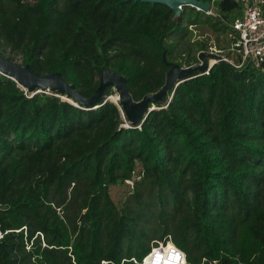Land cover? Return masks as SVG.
<instances>
[{"label":"trees","instance_id":"obj_1","mask_svg":"<svg viewBox=\"0 0 264 264\" xmlns=\"http://www.w3.org/2000/svg\"><path fill=\"white\" fill-rule=\"evenodd\" d=\"M203 1L214 15L0 0V53L33 74L60 73L86 98L115 71L140 101L163 88L168 63L191 67L209 51L191 27L230 35L243 15L241 2ZM56 94L0 74V264H136L167 241L187 264H264V63L194 72L139 127H124L113 102L80 108ZM137 174L117 204L111 187Z\"/></svg>","mask_w":264,"mask_h":264},{"label":"water","instance_id":"obj_2","mask_svg":"<svg viewBox=\"0 0 264 264\" xmlns=\"http://www.w3.org/2000/svg\"><path fill=\"white\" fill-rule=\"evenodd\" d=\"M134 2L148 3L152 6L156 4L164 5L171 9L175 16L179 17L182 14L179 6L198 8L200 11L207 12L211 9V3H205L203 0H128ZM213 55L206 52L199 54L198 63L188 68H184L175 63H168L170 66L166 74V81L163 88L155 93L146 95L142 100L135 101L127 86V79L121 74L105 69L100 77V85L95 95L92 98H86L73 85L69 84L60 73H51L43 76L33 74L28 65H22L16 61L3 56L0 53V74L15 81L19 87L26 90L31 95L39 93H60L62 99L80 108H97L102 101H110L117 104L120 108L124 119H127L126 128L139 127L146 119L147 114L154 110L155 107H150L158 101L165 100V94L176 88L180 83L184 82L194 72L203 73L208 68V58ZM113 88L117 93L118 101L115 102L113 97L108 96V90ZM60 97V95H57ZM122 107H120V105Z\"/></svg>","mask_w":264,"mask_h":264},{"label":"built area","instance_id":"obj_3","mask_svg":"<svg viewBox=\"0 0 264 264\" xmlns=\"http://www.w3.org/2000/svg\"><path fill=\"white\" fill-rule=\"evenodd\" d=\"M235 1L243 3L244 8L243 15L231 25L229 56L223 54V50L212 49L210 54L213 56L208 58V68L202 74L208 75L218 63H226L236 69H241L248 62L264 63V0ZM179 8L183 11V6ZM206 13L214 15L213 4ZM183 67L188 68L186 65ZM133 261L136 264H187L185 253L171 241L154 246L141 263L136 259Z\"/></svg>","mask_w":264,"mask_h":264},{"label":"rangeland","instance_id":"obj_4","mask_svg":"<svg viewBox=\"0 0 264 264\" xmlns=\"http://www.w3.org/2000/svg\"><path fill=\"white\" fill-rule=\"evenodd\" d=\"M215 12H216V10L213 6V13H215ZM190 30L193 31V35L189 36V39H191V41L201 40L206 44L207 50H209V51H204V52L210 54L212 49H216L217 51L223 50V52H224L223 54H226L227 56H229L230 52L228 50L231 46L230 45L231 44L230 35H222V34H218V33H212L210 31L205 32L200 27L199 28L191 27ZM15 60L18 63H22V60L20 58H15ZM112 96H117L116 91H115V94ZM61 99H62V96H61ZM115 102H117V101H115ZM127 125H128V123H126L123 126H127ZM138 179L139 178H138V174H137L133 181L127 182L123 186L111 187V195H112L113 200L115 202H117V204L122 205L123 202L128 198L129 193L133 190V188L135 186V180H138Z\"/></svg>","mask_w":264,"mask_h":264},{"label":"bare ground","instance_id":"obj_5","mask_svg":"<svg viewBox=\"0 0 264 264\" xmlns=\"http://www.w3.org/2000/svg\"><path fill=\"white\" fill-rule=\"evenodd\" d=\"M113 99H114V101H118V97L117 96H114Z\"/></svg>","mask_w":264,"mask_h":264}]
</instances>
